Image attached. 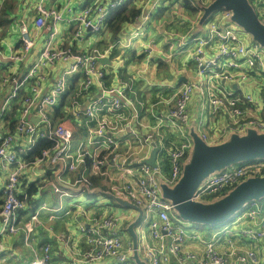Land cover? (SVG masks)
I'll list each match as a JSON object with an SVG mask.
<instances>
[{"label":"built area","instance_id":"2783aa9c","mask_svg":"<svg viewBox=\"0 0 264 264\" xmlns=\"http://www.w3.org/2000/svg\"><path fill=\"white\" fill-rule=\"evenodd\" d=\"M122 1L62 0L54 8L49 0H34L33 31L21 21L19 48L1 43L0 252L1 239L16 235L27 252L26 264H135L125 224L137 211L124 207L115 213L108 204L101 206L98 197L80 198L90 190L94 175L113 195L140 209L134 226L136 251L149 264H264V199L252 201L222 228L204 234L188 222L177 223L172 203L160 195V180L174 184L179 179L192 147L188 105L194 92L207 98L208 114L227 117L210 144L230 133L264 131V49L233 24L230 11H221L189 39L194 77L180 85L172 102L161 97L150 102L153 123H143V103L133 79L105 86L99 63L113 48L129 43L118 38L104 50L61 44V25H68L76 39H83L87 29L91 36L105 33L108 12ZM149 1L150 10L138 16L140 22L156 7ZM141 32L131 30L128 40ZM40 38L42 46L35 52ZM256 77L258 94L245 86ZM94 87L98 94L91 96ZM204 126L199 118L197 132L206 141ZM143 128L150 131L143 135ZM162 129L180 138L164 148L168 174L157 163L152 167L142 162L147 157L142 150L153 142L158 147ZM40 141L48 144L35 152ZM263 173L264 161L228 167L207 176L190 199H213L210 195L225 186ZM46 194L59 203L72 200L56 215L61 205L54 207ZM58 219L62 228L56 231L51 222ZM65 224L71 231L64 230Z\"/></svg>","mask_w":264,"mask_h":264},{"label":"crops","instance_id":"0c3cea01","mask_svg":"<svg viewBox=\"0 0 264 264\" xmlns=\"http://www.w3.org/2000/svg\"><path fill=\"white\" fill-rule=\"evenodd\" d=\"M5 1L6 0H0V8ZM11 1L13 5L12 9L6 10L7 18L10 23L8 22L7 32L0 37V50L2 49V42L7 43L13 49L19 48L18 27L21 21L26 22L30 26L31 31H33L32 19L35 14L34 0ZM148 1L149 0H137L135 2L136 7H140V14L142 13L145 15V13L150 10ZM152 2H155L154 7H156L151 10V15L146 20L140 22V17H136L135 21L123 24L121 32H119L115 38H111L107 31L105 33L103 32L101 35L92 37L87 29V33L84 34L83 39H76L68 32V25H61L62 27L60 28L62 37L61 44L73 45L79 50L89 49L92 45H96L99 49L104 50V48L118 38L122 39V42L130 44L129 46L123 44V46L115 47L104 56L103 58H107L110 64L101 63V61H99L105 71L103 84L109 86L115 85L123 79H133L136 96L143 103L140 108V115L143 118L142 121L149 125L153 123L150 112V102L153 103L159 97L165 101L172 102L174 93L178 90L180 85L194 77L196 68L189 56L193 43H191L189 39L193 35L201 34L208 23L205 20L198 25L204 3L199 6L200 4L194 1L195 5L200 8L195 13H191L183 7V0H152ZM61 4L62 0H49V5L51 7L58 8ZM254 8L257 13H259V16L264 13L263 9H260L259 12V7L258 10L256 6ZM220 12V10L213 12L209 17V22L215 19ZM194 15L197 16L194 17ZM136 28L142 31L141 34L134 39L128 40L130 31ZM95 37H98L97 41L94 40L93 43L89 42V39ZM183 38H186V44L182 43ZM248 39L251 40L249 36ZM103 41L104 44L101 46ZM41 46L42 38L37 40L35 52H37ZM34 55L35 54L32 55L30 61L33 59ZM245 86L253 93L258 94L259 88L261 87L259 78L250 79L245 83ZM230 87L234 88L232 85H230ZM97 94L98 89L94 87L90 95L95 96ZM206 104V97H201L197 92L193 93L188 105L190 113L188 133L190 129H194L197 132V121L199 118H202L205 121L203 131L207 134V140L205 142L210 144L208 141L214 139L218 135V132L226 126L227 117L223 112H219L214 117L208 114ZM140 131L144 135V133L149 132L150 129L143 128ZM172 140H176L177 142L180 138L174 133L162 129L161 138L157 142L160 151L156 153L155 161L164 174H168L169 172V163L164 148L169 145ZM151 148L152 147L144 148L142 152L148 156ZM190 150L184 162L188 158ZM121 154V147H118L117 157H120ZM104 187L106 188L105 190L96 187L89 190V193H91L90 195L93 198H99L101 206L108 204L112 212H121L124 207L119 206L113 198L106 195L105 193H112L106 186ZM45 197L48 198L50 196L46 194ZM61 208L62 206L58 207L54 213L61 212ZM65 229L71 231L70 227L68 229L67 224L64 226V230ZM147 232L148 231H145V233ZM202 232L204 234L209 233L208 230H202ZM38 234L42 235L39 231ZM1 240L4 246L3 250L0 252V264H26L29 261L27 252L19 236L6 235V237ZM62 256L63 259H65V253H62Z\"/></svg>","mask_w":264,"mask_h":264},{"label":"water","instance_id":"95a60500","mask_svg":"<svg viewBox=\"0 0 264 264\" xmlns=\"http://www.w3.org/2000/svg\"><path fill=\"white\" fill-rule=\"evenodd\" d=\"M252 7L254 6L251 0H211L202 7L198 25L203 23L213 12L224 9L230 11L231 21L241 25L246 30V33L251 35L252 40L264 46V20L258 19ZM100 61L101 63L110 64L107 58L102 57ZM232 86L236 87L235 84ZM255 132L256 130L254 129H247L241 135L230 133L225 140L211 145L206 143L194 129H190L189 135L192 140V148L189 156L183 163L181 176L172 188L165 183L160 184V191H162L163 197L172 203L174 209L180 210L190 219L213 222L230 215L250 196L264 193V176H257L241 181L228 193L221 198L213 199V201L200 202L190 199L201 180L209 172L218 168L219 165L264 152V136L255 137ZM151 145L150 154L142 162L156 167L155 156L158 147L155 142ZM226 168L228 167L226 166ZM226 168L224 166L213 172L214 174L219 173ZM105 194L113 198L119 206L133 208L137 211L135 218L127 224L126 231L131 238L133 248L131 257L134 263L146 264L136 251L137 238L134 226L140 218V209L121 197L110 193ZM261 199L264 198H255L252 201Z\"/></svg>","mask_w":264,"mask_h":264},{"label":"rangeland","instance_id":"374dc122","mask_svg":"<svg viewBox=\"0 0 264 264\" xmlns=\"http://www.w3.org/2000/svg\"><path fill=\"white\" fill-rule=\"evenodd\" d=\"M211 1V0H203V3H204V6L208 4V2ZM253 1V0H252ZM257 1V0H255ZM254 6V5H253ZM255 14L257 15L258 19L262 20V18H260V16L258 15L256 9L254 7H252ZM198 15V14H197ZM196 15V16H197ZM194 15V17H196ZM210 16H208V18H206V22H208L206 24V26L209 24V18ZM198 19V17H197ZM233 22V21H232ZM233 24L240 30H243L246 32V30L239 24H237L236 22H233ZM15 27V26H14ZM249 34V33H248ZM250 35V34H249ZM94 37V36H92ZM251 37V35H250ZM94 38L92 39H89V42L93 43L94 42ZM104 44V41L101 43V46H103ZM260 44V43H259ZM260 46L264 49V46L262 44H260ZM125 60V59H124ZM254 135H256L255 137H259V135H261L262 137L264 136V131H256L254 133ZM228 136H225L221 141L225 140ZM220 141V142H221ZM212 145V144H211ZM160 157V156H159ZM257 161H264V152H261V153H258V154H255L253 156H250V157H245V158H242L240 160H236V161H233V162H226L225 164H221L219 165L218 168L214 169L213 171H217L218 169L222 168L225 166L227 167H231V166H237V165H241V164H245L247 162H257ZM209 172L207 174L210 175V174H214V172ZM206 176V177H207ZM257 176H264V173L261 175H256V176H253V177H257ZM204 177L201 182L206 178ZM247 178H250V177H247ZM245 178V179H247ZM243 179V180H245ZM242 180V181H243ZM177 182V181H176ZM175 182V183H176ZM200 182V183H201ZM161 183H165L168 185V187L172 188L174 186V184H169L167 183L165 180H160V184ZM240 183V182H239ZM238 184V183H237ZM237 184H233V185H227L225 186L219 193L222 195H219L218 197H215L213 198L214 200L215 199H218V198H221L223 195H225L226 193H228L232 188H234ZM86 193H88V190H85L84 192V196L82 195L80 198L84 199L85 197H92L90 194L91 193H88L89 195H86ZM162 193V191H161ZM160 193V195L163 197V195ZM164 199L168 200L167 198L163 197ZM255 198H264V193H261V194H255V195H252L250 196L249 198H247L246 200H244L240 205L239 207H237L230 215H228L227 217L221 219V220H218V221H213V222H203V221H197V220H194V219H190L189 217L185 216L180 210L178 209H174L172 210V218L177 222V223H181V222H188L189 224H191L193 227L197 228L198 230H208V231H212V230H218L220 228L223 227V225L229 223L231 220H233L235 217H237L238 215H240L242 213V211L250 204V202L255 199ZM213 199H209L208 196H203L202 197V201L200 202H210V201H213ZM47 200L52 203V205H54V207H58V206H62V207H65L67 202L72 200L70 198H66L64 201H62V203H59L58 201H53L50 197L47 198ZM83 201H86V200H82L81 202ZM64 210V209H63ZM61 212L59 213H55L56 215H59ZM46 215V212L43 211L42 212V217H44ZM51 224L54 226L55 230L57 231V229H60L62 228L61 226V220L58 219L56 221H52ZM135 231V229H134ZM136 234V233H135ZM145 233L143 232L141 235L143 236ZM144 261V260H143ZM146 264H149L147 261H144Z\"/></svg>","mask_w":264,"mask_h":264},{"label":"trees","instance_id":"16d2710c","mask_svg":"<svg viewBox=\"0 0 264 264\" xmlns=\"http://www.w3.org/2000/svg\"><path fill=\"white\" fill-rule=\"evenodd\" d=\"M136 1L137 0H125L119 6L115 7L110 11L106 19L105 28L106 31L110 34L111 38H115L117 34L121 32L123 24L135 21V18L140 15V7H136L135 5ZM194 1L200 4L199 6H201L203 3L202 0H183V7L188 11H190L191 13H195L200 7L196 6ZM263 1L264 0H257V1L251 0V2L258 5L259 9L264 10ZM12 7H13L12 1L6 0L3 6L0 8V26H1L0 37L7 32L6 29L8 27L9 19L7 18L6 10L12 9ZM220 11H226V10L221 9ZM260 18L264 19V13L261 14ZM47 144H48L47 142L40 141L37 148L35 149V152H38V150H40L41 147L46 146ZM90 181H91L90 190L96 187H100L102 190L106 189L104 186H101L100 180L96 176L94 175L90 176ZM88 193H86V195H89ZM219 195H222V193L221 194L216 193L214 195H210V197L215 198L218 197ZM127 224H125V228Z\"/></svg>","mask_w":264,"mask_h":264},{"label":"bare ground","instance_id":"6f19581e","mask_svg":"<svg viewBox=\"0 0 264 264\" xmlns=\"http://www.w3.org/2000/svg\"><path fill=\"white\" fill-rule=\"evenodd\" d=\"M124 1H125V0H124ZM122 2H123V1H122ZM122 2H121V3H122ZM121 3H119L117 6H119ZM117 6H115V7H117ZM115 7H114V8H115ZM114 8H112V9H114ZM112 9H111V10H112ZM111 10H110V11H111ZM110 11L108 12L107 17H108V15H109ZM247 34H248V33H247ZM248 36L250 37L249 34H248ZM250 38H251V37H250ZM251 40H252V38H251ZM253 41H254V40H253ZM254 42H256V41H254ZM260 162H262V161H260ZM241 181H242V180H241ZM241 181H240V182H241ZM248 206H249V205H248ZM248 206H247V207H248ZM247 207H246V208H247ZM246 208H245V209H246ZM245 209H244V210H245Z\"/></svg>","mask_w":264,"mask_h":264}]
</instances>
